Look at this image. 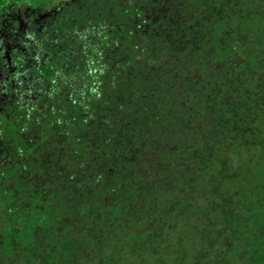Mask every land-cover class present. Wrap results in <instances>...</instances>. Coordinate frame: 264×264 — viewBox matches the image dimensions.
<instances>
[{
  "label": "trees",
  "instance_id": "16d2710c",
  "mask_svg": "<svg viewBox=\"0 0 264 264\" xmlns=\"http://www.w3.org/2000/svg\"><path fill=\"white\" fill-rule=\"evenodd\" d=\"M34 7L0 41V264H264V0Z\"/></svg>",
  "mask_w": 264,
  "mask_h": 264
},
{
  "label": "flooded vegetation",
  "instance_id": "af4514ba",
  "mask_svg": "<svg viewBox=\"0 0 264 264\" xmlns=\"http://www.w3.org/2000/svg\"><path fill=\"white\" fill-rule=\"evenodd\" d=\"M13 5L14 4L8 6L10 8H8L6 12H4L3 10L0 11V41L15 39L16 35L14 32L16 31V33H18V30H20V28H16V29L14 28L13 22L17 20V22L20 23L21 21H23L22 19L25 16V14L22 11L20 12L19 10L13 9L12 8ZM19 40H23V38H19L17 42H19ZM2 47L3 46L0 45V49ZM7 54H8V50L3 52L2 56H0V64H2L3 61H5V63L2 66H0V79H3L5 77L6 79L9 80L16 68L14 67L13 62L10 61V59H8L9 56ZM19 69L20 66L18 67V74H19ZM17 77L19 76L17 75ZM2 101H3V95L0 96V105Z\"/></svg>",
  "mask_w": 264,
  "mask_h": 264
},
{
  "label": "rangeland",
  "instance_id": "374dc122",
  "mask_svg": "<svg viewBox=\"0 0 264 264\" xmlns=\"http://www.w3.org/2000/svg\"><path fill=\"white\" fill-rule=\"evenodd\" d=\"M40 1H41V3L43 2L44 5H47L48 4V0H34L35 5H39V2ZM17 2H19V3H17L16 5H14L15 8H13V9L19 10L20 12L22 11L25 14V16H27V13L31 9L37 8V7H34L35 5H31L30 4V2H33V0H17ZM257 109H259V108H257Z\"/></svg>",
  "mask_w": 264,
  "mask_h": 264
}]
</instances>
